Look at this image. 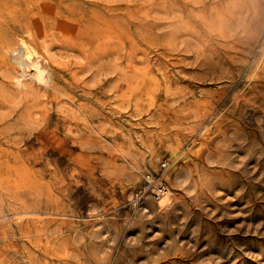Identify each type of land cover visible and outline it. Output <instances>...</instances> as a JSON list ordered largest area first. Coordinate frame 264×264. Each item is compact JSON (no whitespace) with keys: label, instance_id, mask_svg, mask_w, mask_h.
Listing matches in <instances>:
<instances>
[{"label":"rangeland","instance_id":"374dc122","mask_svg":"<svg viewBox=\"0 0 264 264\" xmlns=\"http://www.w3.org/2000/svg\"><path fill=\"white\" fill-rule=\"evenodd\" d=\"M0 264H264V0H0Z\"/></svg>","mask_w":264,"mask_h":264},{"label":"bare ground","instance_id":"6f19581e","mask_svg":"<svg viewBox=\"0 0 264 264\" xmlns=\"http://www.w3.org/2000/svg\"><path fill=\"white\" fill-rule=\"evenodd\" d=\"M21 48V57L23 58V60L20 61L21 64L33 70L32 76L36 80L42 81V79H44V70L40 64V54L25 40H21ZM221 117V111L215 113L212 120L202 127L200 133L201 137H207L211 126L218 125ZM200 143L201 139L198 140L197 145ZM171 154L174 159L170 161V168L163 172L160 179H154L153 182L155 185L152 188L153 192L147 193L141 200L136 201L135 207L139 215L149 213L151 210H156L158 213H165L171 209H176L177 203H181V200L175 197L174 191H176L177 184L183 183L189 178L187 169L182 165V163L186 161L188 155L181 150L176 151L174 149L171 150Z\"/></svg>","mask_w":264,"mask_h":264},{"label":"built area","instance_id":"2783aa9c","mask_svg":"<svg viewBox=\"0 0 264 264\" xmlns=\"http://www.w3.org/2000/svg\"><path fill=\"white\" fill-rule=\"evenodd\" d=\"M170 161L171 160H165L163 162H160L159 167H158V172H157L158 177H151L149 179V176H147V180H146L145 184L135 194V197H136L137 200L141 199L145 194L153 192L152 188L155 185L154 182H153L154 179H160L161 175L163 174V172L167 171L170 168Z\"/></svg>","mask_w":264,"mask_h":264}]
</instances>
